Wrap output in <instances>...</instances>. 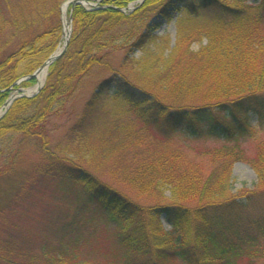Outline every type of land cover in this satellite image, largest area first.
I'll return each instance as SVG.
<instances>
[{"label": "trees", "instance_id": "16d2710c", "mask_svg": "<svg viewBox=\"0 0 264 264\" xmlns=\"http://www.w3.org/2000/svg\"><path fill=\"white\" fill-rule=\"evenodd\" d=\"M61 1L0 0V107L14 83L54 52ZM132 1L103 0L92 11L73 6L69 44L45 86L0 118V175L12 170L23 141L37 140L43 153L16 205L0 214V264H255L264 255V245L234 241L243 227L224 224L258 203L264 234V139L252 153L230 145L254 115L264 118L263 16L238 0H177L173 10L191 19L178 20L172 45L149 24L156 10L171 20L167 0H143L122 13ZM118 51L116 65L109 55ZM93 72L104 77L71 140L54 154L45 145L46 121ZM201 138L225 145H188ZM236 161L254 171L252 188L233 191ZM42 185L48 204L29 193ZM33 237L43 242L38 253ZM94 245L108 251L102 261Z\"/></svg>", "mask_w": 264, "mask_h": 264}, {"label": "rangeland", "instance_id": "374dc122", "mask_svg": "<svg viewBox=\"0 0 264 264\" xmlns=\"http://www.w3.org/2000/svg\"><path fill=\"white\" fill-rule=\"evenodd\" d=\"M66 1L68 0L61 1L58 9V15H59L61 27H62L61 9ZM84 1H86L87 3L76 4V5H80L84 7L87 11L103 8L100 6L103 0H98V3L89 0H84ZM224 1L230 5H234V3H237L236 0H224ZM238 1L245 3L247 9H250V11H252L253 13L256 12L259 13L261 17L263 16V19L261 20L262 21L261 25H263L264 28V8H263L264 0H238ZM176 2L177 0H167L165 2V5L171 6V7L168 6L164 7L165 10H167L171 15L170 21H167L166 18L157 10L152 12L149 18V24L156 26L155 35L159 37H163V39L166 38L169 39L172 45L176 40L178 20L182 19L183 21H186L191 19V17L186 11L173 10L174 4L175 7H180V4ZM140 4H141V0H134L132 2H129L125 8L120 9V11L124 14H128L133 10H135V8L139 7ZM69 6H71V4L67 5L66 16L69 26L71 27V33H72V26H73L72 15H71L72 6L70 7V9ZM51 17L49 16L46 22H49ZM204 17L208 18V15H204L203 18ZM187 25L190 26V24L182 22L181 26L186 27ZM62 40L63 39L61 32L59 42L54 51H56L57 48L62 46L63 43ZM204 42L205 40H203V43ZM198 47H199V43L197 41L193 42L191 48L193 50H196ZM123 54L124 51H118L116 53H113L112 54L113 56L109 55V57L111 58V61L117 65L123 58ZM47 75L48 73H46L45 80L41 90L45 86ZM103 77H104L103 73L93 72L89 76L83 78L81 83H79L78 88L65 102V106L63 107V109L58 114L48 117L45 124L44 136L47 142L45 143V145L52 152H54V154H57V151L61 150L60 148L65 147V145L71 140L70 138H68V135L70 136V128L72 124L77 119L78 115L80 114V111L83 108V105L90 98V95L95 90L97 84L100 82V80H102ZM36 84L37 81L35 80V82L32 84L24 85L20 83L19 85L16 86L15 89L13 88L10 95L11 96L13 95V97L15 96L16 99H14L11 102V104L15 100L23 99V98H33L37 94H39L41 90H38L39 91L38 92L35 91L34 89ZM35 93L37 94L35 96H32ZM9 107H7L6 110H3L0 107V110L3 111L0 113V118H2L5 115ZM250 122L252 127L249 128L247 134L244 136H240L234 142L230 143V145H235L237 148L241 150L243 149L247 153L253 152L254 145L257 140L264 139V118L258 119V117L254 115L250 120ZM19 137L20 136L15 137L14 142H18L20 139ZM14 142H12V145ZM12 145H10V147ZM188 145H190L191 147H200V146L221 147L224 146L225 144L210 138H201L199 140L188 141ZM39 146H40L39 142L35 139L34 140L32 139L31 141H27V142L26 140L23 141L21 147L19 148V154L13 163L12 170L6 172L3 175H0V214L5 211H10L11 208H13L16 205L17 202L16 200L19 198V195L21 194V190L24 185V182L27 179H29L30 176L35 172L34 168L36 166H39L38 164L42 162L43 153L39 150L40 149ZM186 153L192 158L199 157L195 150L191 151L190 149H187ZM2 161L3 160H0V163ZM232 174L234 177L233 191L240 189L241 187H246L250 189L256 182V175L254 171L251 169L249 165H247L244 162L241 161L234 162L232 164ZM45 189L46 187L42 185L41 190L37 191L35 188H30L29 193L36 196L40 201L48 204L49 196L45 194L44 192ZM65 194L71 200V194H68L67 191ZM259 208H260L259 204L254 203L249 207L248 212L245 211L242 213L241 212L234 213L230 215V217L228 218V220H226V222H224V224L226 226H229L228 228H232V226L243 227L242 230L238 231L239 234L237 235L234 234L233 236L234 241L239 242L240 244L243 241L245 242L252 241V243L254 242V247L259 248L260 250L261 249L260 247H263L264 245V234L259 231V227L262 224L261 221L263 217V214L261 213ZM157 224L165 231L172 230L171 226L168 223H166L164 220H161ZM34 226L36 228L38 227L42 228V225H34ZM25 233L27 234L26 230ZM42 245L43 242L41 239L36 237L32 238V244L30 246L34 248V252L38 253V251H40V249L43 247ZM92 250L95 253V257L98 258L100 261H102V257H106L108 255V251L104 248L102 249L101 246L94 245ZM259 254L255 255L256 256L255 258L254 257L252 258L255 264L264 263V255H259Z\"/></svg>", "mask_w": 264, "mask_h": 264}, {"label": "water", "instance_id": "95a60500", "mask_svg": "<svg viewBox=\"0 0 264 264\" xmlns=\"http://www.w3.org/2000/svg\"><path fill=\"white\" fill-rule=\"evenodd\" d=\"M83 3H87V2L84 1V0H68L64 4L65 5L71 4L72 6H74L76 4H83ZM70 34H71V28L69 30V33L67 34L66 39L64 40V44H63L62 48L58 52H56L55 54L51 55L36 71H34L33 73L29 74L26 77L21 78L15 84H18L22 80L35 78L40 71H42L44 68H48V66L51 63H53L54 61H56L57 59H59L64 54V52H65V50H66V48L68 46ZM8 104H9V101H7L4 104V106H7Z\"/></svg>", "mask_w": 264, "mask_h": 264}, {"label": "bare ground", "instance_id": "6f19581e", "mask_svg": "<svg viewBox=\"0 0 264 264\" xmlns=\"http://www.w3.org/2000/svg\"><path fill=\"white\" fill-rule=\"evenodd\" d=\"M66 12H67V5H63L62 6V9H61V13H62V29H63V39L66 38L68 32H69V23L67 21V16H66ZM46 68H44L42 71H40L37 76H36V81H37V84L35 86V91L39 90L43 83H44V80H45V76H46ZM2 111L0 110V113Z\"/></svg>", "mask_w": 264, "mask_h": 264}]
</instances>
